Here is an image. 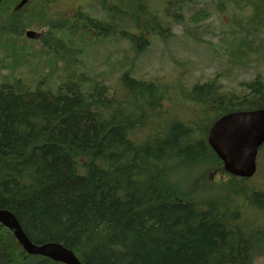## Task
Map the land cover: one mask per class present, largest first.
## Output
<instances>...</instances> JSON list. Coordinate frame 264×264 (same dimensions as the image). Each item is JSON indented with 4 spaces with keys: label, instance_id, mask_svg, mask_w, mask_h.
Segmentation results:
<instances>
[{
    "label": "trees",
    "instance_id": "16d2710c",
    "mask_svg": "<svg viewBox=\"0 0 264 264\" xmlns=\"http://www.w3.org/2000/svg\"><path fill=\"white\" fill-rule=\"evenodd\" d=\"M61 1L0 0V209L32 243L82 264H257L264 220L251 215L264 219V182L227 174L207 136L226 113L264 108V76L186 90L134 65L176 27L203 42L217 33L213 14L232 9L221 43L227 71L243 66L264 48V0H94L69 14L53 10ZM106 40L133 56H112L104 72L89 53ZM173 97L186 115L170 112ZM0 264L64 263L29 254L0 222Z\"/></svg>",
    "mask_w": 264,
    "mask_h": 264
},
{
    "label": "rangeland",
    "instance_id": "374dc122",
    "mask_svg": "<svg viewBox=\"0 0 264 264\" xmlns=\"http://www.w3.org/2000/svg\"><path fill=\"white\" fill-rule=\"evenodd\" d=\"M84 3L86 4V7L95 4L94 0H63L59 2V4L54 5L53 10H62L65 14H69L70 12H73L76 7H79ZM231 11L232 9H230L227 14L221 12L213 14L209 21H211V27L216 30L217 33H202L205 37L203 42L195 43L186 37L181 27L175 28V36L168 42L154 39L155 43L152 44L148 52L135 60L134 69L136 74L144 79H156L162 77L169 82L178 81L181 88H185L186 90L196 82H206L217 75H219L223 89L236 90L239 89L238 86L240 81L251 79L257 74H262L264 76V48L260 50L258 55L251 58L252 60L246 61L244 64L242 63L243 66H235L234 68L231 66L232 69L227 71V69L230 68V62H228V58H226L227 55L223 51L222 45L224 44L221 43L223 37L220 32L225 30L223 28H229L228 25L224 24L230 22V25H235L232 22L233 16ZM248 13L249 12H246V14ZM125 44L126 42L119 45L113 40H106L102 45L91 50L89 58L92 60L93 67H97L98 70L107 72L110 67L109 60L112 56L120 55L121 57H124V55L127 54L131 58L133 53L130 51L126 52ZM32 61H38L39 64L42 63L40 59H33ZM25 71L27 73H32V71H30V68L23 69L24 76L28 78L29 74L26 75L24 73ZM4 72H6V70ZM219 72L226 73V75L222 76ZM133 75L136 76L135 73H133ZM33 77L34 76L32 75V78ZM112 84L116 91L120 90V84L116 78L113 79ZM173 99V101H167L169 104L167 107L170 112L177 114L183 113L186 115L189 110H186L185 108L191 105L187 103L185 107H180L177 104L181 99L178 98L177 100V97H173ZM172 102L175 103L176 106L173 105ZM262 155V161L260 164L261 170L258 168V175L252 180V182L256 181L257 184L258 182H264V154ZM219 177L222 179L224 178L221 174L216 173L209 180L213 182V178L219 179ZM207 185L208 184L203 183L199 189L206 193L205 188ZM254 214L255 215L251 216H256L255 223L256 226L259 227L261 225V222L259 224V221L264 219L261 218L258 213L255 212ZM256 262L257 264H264V254L258 256Z\"/></svg>",
    "mask_w": 264,
    "mask_h": 264
},
{
    "label": "water",
    "instance_id": "95a60500",
    "mask_svg": "<svg viewBox=\"0 0 264 264\" xmlns=\"http://www.w3.org/2000/svg\"><path fill=\"white\" fill-rule=\"evenodd\" d=\"M33 34L28 31V36ZM208 140L223 160L226 171L241 177L252 176L257 169L259 148L264 144V108L223 115L210 128ZM0 221L11 229L28 253L40 254L65 264H82L72 250L60 244L32 243L9 210L0 209Z\"/></svg>",
    "mask_w": 264,
    "mask_h": 264
}]
</instances>
